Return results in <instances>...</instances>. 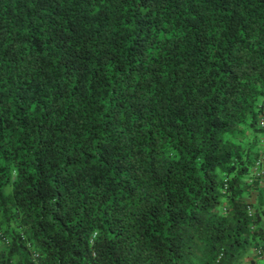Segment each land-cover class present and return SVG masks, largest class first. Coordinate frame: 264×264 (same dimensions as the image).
<instances>
[{"label":"trees","instance_id":"16d2710c","mask_svg":"<svg viewBox=\"0 0 264 264\" xmlns=\"http://www.w3.org/2000/svg\"><path fill=\"white\" fill-rule=\"evenodd\" d=\"M0 264H264V0H0Z\"/></svg>","mask_w":264,"mask_h":264}]
</instances>
